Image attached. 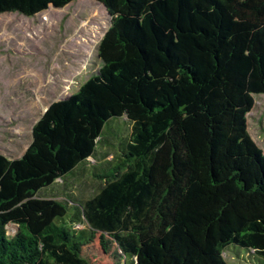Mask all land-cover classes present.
Returning a JSON list of instances; mask_svg holds the SVG:
<instances>
[{
    "label": "trees",
    "instance_id": "trees-1",
    "mask_svg": "<svg viewBox=\"0 0 264 264\" xmlns=\"http://www.w3.org/2000/svg\"><path fill=\"white\" fill-rule=\"evenodd\" d=\"M72 1L0 0V14ZM96 1L111 17L97 72L46 107L20 157L0 153V264H90L96 233L131 264H226L230 246L264 264V152L247 131L264 0ZM122 117L131 132L95 192L49 197Z\"/></svg>",
    "mask_w": 264,
    "mask_h": 264
},
{
    "label": "rangeland",
    "instance_id": "rangeland-1",
    "mask_svg": "<svg viewBox=\"0 0 264 264\" xmlns=\"http://www.w3.org/2000/svg\"><path fill=\"white\" fill-rule=\"evenodd\" d=\"M110 24V15L96 0H74L62 8L49 6L32 17L0 14V153L20 157L31 142L33 124L46 107L76 93L97 72L101 64L97 46ZM254 100L247 114V131L264 152V94L254 95ZM103 130L95 156L75 175L57 179L48 190L49 197L62 198L66 187L77 199L95 192L104 167L116 163L118 143L128 138L131 123L125 117L113 118ZM7 230L13 235L15 226L8 225ZM82 254L90 264H131L117 243L108 235L101 240L100 233L83 247ZM223 258L226 264H254L240 247H227Z\"/></svg>",
    "mask_w": 264,
    "mask_h": 264
}]
</instances>
